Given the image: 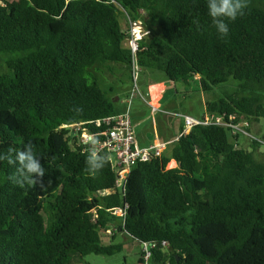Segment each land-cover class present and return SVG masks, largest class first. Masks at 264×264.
<instances>
[{
    "label": "trees",
    "instance_id": "obj_1",
    "mask_svg": "<svg viewBox=\"0 0 264 264\" xmlns=\"http://www.w3.org/2000/svg\"><path fill=\"white\" fill-rule=\"evenodd\" d=\"M264 0H248L243 16L221 37L206 0H2L0 152L32 143L45 177L23 187L15 166L0 161V264H72L74 257L112 255L120 243H103L112 231L152 245L149 264H211L240 251L254 233L264 235L262 143L216 124L195 125L170 146L169 155L136 163L124 188H115L110 155L96 176L86 171L95 121L116 113L100 75L119 69L130 79L131 52L121 15L139 19L145 35L137 60L170 80L199 76L204 91L230 79L239 89L207 102V112L264 117ZM79 125L78 133L71 126ZM175 167L167 168L173 162ZM121 209L116 216L111 209ZM231 234L203 250L206 230ZM166 242V245H163ZM144 250L139 264H143ZM264 264V255L260 263Z\"/></svg>",
    "mask_w": 264,
    "mask_h": 264
},
{
    "label": "rangeland",
    "instance_id": "obj_2",
    "mask_svg": "<svg viewBox=\"0 0 264 264\" xmlns=\"http://www.w3.org/2000/svg\"><path fill=\"white\" fill-rule=\"evenodd\" d=\"M262 7L264 8V2L262 3ZM121 25L125 29L127 28V24L123 15H121ZM146 31L148 34L149 31L148 30ZM4 58L5 55L0 54V73L7 71ZM153 71H158V69L151 70L150 67L146 66L143 69H141V71L138 73L139 89L142 96L146 100L149 97L144 91L141 85V81L146 76V74H149L150 77H152L151 75H153ZM154 73L157 74V72ZM158 73L163 75L162 71L161 72L158 71ZM116 76L119 75L118 74L109 75L107 72H105L104 74L100 75V81L98 85L102 90L107 91L109 95L112 96L113 100H116V97L119 98L118 101H115L114 103L117 107L121 109L126 106V100L128 103V99L130 96L131 81H130V88L128 89L127 93H124L125 92L124 90H122V93H120L118 91H121V88L119 90L118 88L121 86V80L116 79ZM124 77L125 76H123V78ZM124 81L126 82L125 78L123 82ZM195 83H196L195 81H191V80L189 81L191 87L195 85ZM239 84H240L239 81L230 79L227 82L214 86L212 90L207 92L208 93L207 95L209 97H213L215 95L214 97L216 98H219L220 96L223 98L224 95L234 93L237 89H239L238 88ZM111 88H114L115 90L118 91L114 92L113 94L111 93L113 92ZM262 94L264 96V91ZM169 96L172 97L171 94H169ZM185 96L186 97L183 100L182 108L188 109L189 111L192 112L191 114L193 115L194 114L198 115L202 113L203 110L202 108H200V106H198V102L195 99V97L193 95L189 96L187 94H185ZM124 99H125V103L124 101H122ZM173 99L176 100V102L181 101L182 100L181 93H179L176 96H173ZM190 101H193L194 107H189ZM127 107L130 110V116H131V112L132 114L133 112L135 113L136 108L139 109L141 113L143 102L140 100L139 96H136L131 99V102L130 104L128 103ZM144 116L145 117H143V119L146 122H150L152 119L155 120V118H158L161 115L155 113L153 116H148V115L146 116V113L144 112ZM177 120L179 119L177 118ZM172 122L173 121H171V124ZM179 122L180 121H177L175 125L170 127L172 131L175 129V127ZM250 122L251 123L248 126V131L250 132V134L256 139L264 140V117H259L257 120H251ZM78 127L79 125H75V126H71L70 128H72V131L75 132L74 134H77L76 131ZM132 128H133V124H132ZM158 128L160 129L159 123H158ZM239 142L242 144L245 143L246 144L245 148H249L250 141H248V137L241 135V137H239ZM257 155L259 159H264V144L258 146ZM111 211L114 213V215L116 214L115 209H111ZM111 232L112 231L107 230L106 232L101 234L102 241L105 244L109 242L120 243L122 245L120 251L112 255L90 253L83 255L80 258L74 257L72 264H139L138 259L140 256V251H142L141 244L133 240L127 234L120 232L117 233L115 239L112 240ZM204 232L206 233V235L203 238H201L199 241L202 244L203 250L209 253L211 256H214L215 253L212 248V241L214 240V238L219 237L221 239H227L231 236V234L226 232V229L222 225H214L204 230ZM263 255H264V235L258 236L257 233H254V235L251 237V239L247 242V244L244 246L242 250L235 251L233 249H230L223 255V257L219 261H215L212 259L210 263L211 264H250L252 262L260 263L262 261Z\"/></svg>",
    "mask_w": 264,
    "mask_h": 264
},
{
    "label": "built area",
    "instance_id": "obj_3",
    "mask_svg": "<svg viewBox=\"0 0 264 264\" xmlns=\"http://www.w3.org/2000/svg\"><path fill=\"white\" fill-rule=\"evenodd\" d=\"M1 3L2 0H0V4ZM125 21L127 24V37L125 43L131 52V88L128 99V103L130 104L131 99L136 96L144 99L138 83V73L141 71V67L138 64L137 51L139 50L140 40L147 34V31L143 28L139 19L132 20L131 17L126 14ZM193 79L198 80L199 76L194 75ZM176 114L182 116L184 125L187 129H191L195 125L216 124L230 128L229 132L231 135L241 134L264 144V140L256 139L250 134L248 131L250 123L244 115L207 112L203 117L195 118L190 115ZM95 125L101 128V130H98L96 133L84 130L80 134V139L83 143H90V139L98 138L99 142L95 145L96 150L98 152L106 151L109 153L116 173L114 186L119 190L124 188L125 180L136 163L147 160L151 156H160L166 147V143L164 142H159L144 148L135 147V137L128 107L122 113H115L97 119ZM76 133L79 135L78 130ZM185 133L186 130L184 129L179 136ZM115 213L116 216H124V212L121 209L115 208ZM163 245H166V242H163ZM145 246L146 244L144 243L143 250L145 253L142 258L143 264H149L150 251ZM151 246L152 245H150V247Z\"/></svg>",
    "mask_w": 264,
    "mask_h": 264
},
{
    "label": "crops",
    "instance_id": "obj_4",
    "mask_svg": "<svg viewBox=\"0 0 264 264\" xmlns=\"http://www.w3.org/2000/svg\"><path fill=\"white\" fill-rule=\"evenodd\" d=\"M150 69L157 70L153 68ZM158 71H153V75H151L152 77H150L149 74H146V76L142 79L141 85L149 98L147 100L145 98H140V100L143 102L141 113L140 110L135 107V113L133 112L132 114L131 112L130 118L133 124L132 130L135 137V147L144 148L159 142H164L166 143V147L162 153L169 155L171 147L170 145L178 138L180 132L184 129L186 130V132L190 130L185 127L182 116H178L176 113L190 115L195 118L203 117L207 112V102L216 101L217 99L221 98V96L219 98L214 97L215 95L213 97H209L207 95V92L210 90L204 91L201 88L199 81L194 80L193 78L191 79V81H195L196 83L191 87L189 84L190 80L172 81L163 72V75H161L160 73H158ZM154 72H157V74H155ZM107 73L109 75L118 74L119 76H116V79L121 80V86L118 88V90L121 88V91L111 88L113 90V92L111 93L114 94V92L116 91L122 93V90L125 91L124 93H127L128 89L130 88V79L128 73L123 70L120 71L119 69L108 71ZM123 76H125L124 78L126 79V82H123ZM179 93H181L182 100L176 102V100L173 99V96H176ZM169 94H171L172 97H170ZM185 94L189 96L193 95L195 97L198 102V106H200V108H202L203 110L202 113L193 115L191 114L192 112L188 109L182 108L183 100L186 97ZM118 99L119 98L116 97V100H113V102L118 101ZM122 101H124L125 103V99ZM127 105L128 103L126 100V106L120 109L114 103L116 113L124 112ZM189 107H194L193 101H190ZM144 112L146 113V116H153L155 113H158L161 116L155 118V120L152 119L150 122H146L143 119V117H145ZM177 118L179 120H177ZM171 121H173L172 124ZM177 121L180 122L172 131L170 127L175 125ZM158 123L160 129L158 128ZM170 162H173V164L169 166L167 164V168L176 166V162L174 159L171 158L168 163ZM141 248L143 249L142 246Z\"/></svg>",
    "mask_w": 264,
    "mask_h": 264
},
{
    "label": "clouds",
    "instance_id": "obj_5",
    "mask_svg": "<svg viewBox=\"0 0 264 264\" xmlns=\"http://www.w3.org/2000/svg\"><path fill=\"white\" fill-rule=\"evenodd\" d=\"M247 6L248 0H206L207 14L211 19L212 27L221 37L228 36L229 23L243 16ZM98 142V138L90 139L85 161L86 171L93 177L100 173L107 163V157L96 150L95 145ZM5 160L9 165L15 166L13 179L21 187L35 185L46 175L42 158L37 154L32 143L25 144L19 150L9 149L7 152H0V161Z\"/></svg>",
    "mask_w": 264,
    "mask_h": 264
},
{
    "label": "water",
    "instance_id": "obj_6",
    "mask_svg": "<svg viewBox=\"0 0 264 264\" xmlns=\"http://www.w3.org/2000/svg\"><path fill=\"white\" fill-rule=\"evenodd\" d=\"M144 243H141V246H143ZM147 249H150V244L147 245Z\"/></svg>",
    "mask_w": 264,
    "mask_h": 264
}]
</instances>
